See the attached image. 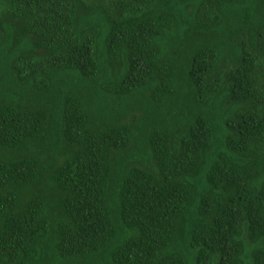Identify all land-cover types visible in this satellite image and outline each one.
<instances>
[{"label": "trees", "instance_id": "1", "mask_svg": "<svg viewBox=\"0 0 264 264\" xmlns=\"http://www.w3.org/2000/svg\"><path fill=\"white\" fill-rule=\"evenodd\" d=\"M0 264H264V0H0Z\"/></svg>", "mask_w": 264, "mask_h": 264}]
</instances>
